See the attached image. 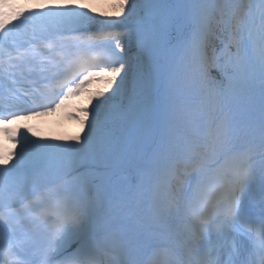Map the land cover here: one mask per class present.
<instances>
[{
    "label": "snow or ice",
    "instance_id": "obj_1",
    "mask_svg": "<svg viewBox=\"0 0 264 264\" xmlns=\"http://www.w3.org/2000/svg\"><path fill=\"white\" fill-rule=\"evenodd\" d=\"M112 7L41 3L12 22L0 11V122L55 110L95 78L112 89L91 120L83 109L75 143L22 134L0 165V264H264V0ZM21 90L30 107L16 105ZM178 90L210 122L177 113ZM165 107V143L130 145L128 130ZM122 168L136 176L113 182Z\"/></svg>",
    "mask_w": 264,
    "mask_h": 264
},
{
    "label": "bare ground",
    "instance_id": "obj_2",
    "mask_svg": "<svg viewBox=\"0 0 264 264\" xmlns=\"http://www.w3.org/2000/svg\"><path fill=\"white\" fill-rule=\"evenodd\" d=\"M85 1L86 0H83V2H85ZM92 1H95V0H92ZM56 2H68V0H36L32 4H29L27 2H23L22 0H20L18 2L17 8H19L20 10H24V9L29 8V7H35L41 3H56ZM89 6L92 7L96 13H100V9L97 8L96 6H94L93 2ZM114 29H116V28H114ZM178 58H179V54L177 55V60H178ZM173 67L175 68V65ZM97 80L99 82H101V84L97 85L96 93L101 98L100 93L103 92L104 93L103 97L106 99L108 96L111 95L112 89H109V87L106 83V80L101 79V78H97ZM181 100H183L182 95L179 94L178 92H176L173 102L181 101ZM165 110H166V107L160 109L161 113H163ZM241 113H242V110H240L238 108H234V114H236L237 116H240ZM82 117H83V113L79 109L76 112V116L71 115L70 119L59 128V130L56 132V134H54V136L58 140L59 144L75 143V141L73 140L74 137H76V136L83 137L84 136L82 134V128L84 127L85 123H81V120L83 119ZM2 160H5V158H2ZM2 162H4V161H2Z\"/></svg>",
    "mask_w": 264,
    "mask_h": 264
},
{
    "label": "rangeland",
    "instance_id": "obj_3",
    "mask_svg": "<svg viewBox=\"0 0 264 264\" xmlns=\"http://www.w3.org/2000/svg\"><path fill=\"white\" fill-rule=\"evenodd\" d=\"M85 3L89 5L90 4V0L89 1L86 0ZM94 4H95L94 6H96L97 8L100 9V12H106V11H104V9L101 8V6L97 2H95ZM117 12H118V10H115L113 14H115ZM136 63H137V61L134 62L133 65L135 66ZM114 87L115 86H113V89H114ZM97 98H98V100L105 99L104 97L103 98L102 97L101 98L100 97H97V95H95V90H91V89L86 90L79 98H77V100L74 102L73 107L70 110H68L67 112H64V115L65 116H68L71 112H73L74 110H77V108L79 106H81V105L84 104L85 105L84 106L85 109H88L89 110L88 119L91 120V111L94 108L95 103L98 101ZM150 123L148 125H146V126H143V127L132 128V130H133L132 132H129V133L127 132L128 138H132V139L137 140V141H139V140H142L143 141L145 139V137L143 136L142 133H143V131L145 129H147V128L150 127ZM87 126L88 125H87V121H86V124L82 128V134L83 135L87 131ZM58 130H59V128H57L56 130H54L52 132V136H54V134H56V132ZM32 139L37 140V141L39 139H45L48 143L57 144V141L55 139H52L51 140V139H49V138H47L45 136H43V137L41 136V138L40 137L37 138V136H33Z\"/></svg>",
    "mask_w": 264,
    "mask_h": 264
}]
</instances>
